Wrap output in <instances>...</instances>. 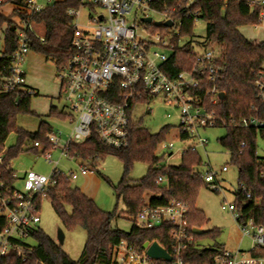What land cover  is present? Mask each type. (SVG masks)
<instances>
[{
	"label": "built area",
	"instance_id": "obj_1",
	"mask_svg": "<svg viewBox=\"0 0 264 264\" xmlns=\"http://www.w3.org/2000/svg\"><path fill=\"white\" fill-rule=\"evenodd\" d=\"M3 1L0 0V5ZM55 1L61 0H12V13L18 18L16 48L7 61L0 63V93L21 91L31 94L25 87L23 63L31 49L32 36L43 42L41 35L33 29L31 17L40 13ZM225 3L228 0H223ZM250 10L258 11L259 22L264 17V0H238ZM197 0H78L77 7H70L66 15L70 18L71 53L64 65L57 70L61 96L73 113L72 126L67 137L60 131L46 134V145L35 141L32 146L43 149L44 158L53 163L49 175L32 171L24 173L23 190L5 188L0 191V261L13 254L24 262L31 250L28 239L39 222V208L36 196L45 198V191L55 184L53 176L63 173L57 169L58 161L52 162L51 150L60 149V156L74 159L68 155L71 143L82 142L91 133L111 149L128 146V130L131 114L137 103L149 99H159L164 104L178 110L177 135L182 142H189L181 148L204 149L207 140L199 133L200 129L215 126L216 116L208 107L216 104L223 93L218 88L222 78L223 66L220 48L215 42L206 39L197 42L193 33L183 34L185 17L194 24L199 20V11L193 6ZM84 5L99 7L103 13L89 16L87 25L77 21ZM139 16L138 21L128 22L127 15ZM154 15L157 17L154 18ZM150 17V22L142 21ZM160 25H155V22ZM171 21L170 26L164 25ZM193 26L191 30L193 29ZM255 25L254 27H256ZM3 32L6 24H3ZM167 29H171L167 31ZM189 44L193 59L188 67L170 74L167 61L175 46ZM3 47L0 48V58ZM258 98L264 102V75L254 80ZM220 93L222 96L220 97ZM166 117H170L169 114ZM264 120L258 117H242L238 125L244 128H258ZM162 144L163 154L171 155L172 143ZM158 145V146H159ZM3 151L0 152V163ZM88 161L91 160H81ZM82 162V163H83ZM79 164L78 172L68 171L64 175L69 181L79 176L93 174V170ZM221 171H226L222 167ZM217 173L209 169L201 171V178L214 191L221 187ZM15 176V175H14ZM159 185L168 186V177L159 176ZM238 190L246 199L250 192L241 184ZM221 208L231 213L239 226L242 237L249 240V246L242 249L222 248L216 252L211 264H264V229L252 219L239 221L240 215L232 203H222ZM188 206L185 202L171 199L164 205H150L149 202L135 215V224L144 229L172 225L168 232L171 246L166 250L170 262L150 258L144 248L136 249L126 240L112 246L109 264H189L184 261L185 251L195 247L196 234L188 229ZM151 243V242H148ZM40 264H43L40 262Z\"/></svg>",
	"mask_w": 264,
	"mask_h": 264
},
{
	"label": "trees",
	"instance_id": "obj_2",
	"mask_svg": "<svg viewBox=\"0 0 264 264\" xmlns=\"http://www.w3.org/2000/svg\"><path fill=\"white\" fill-rule=\"evenodd\" d=\"M6 2L12 0L3 1ZM77 5L78 0L55 1L31 17L32 25L42 27L41 36L44 39L41 42L32 36L31 49L51 60L57 70L66 63L71 53L70 18L66 11ZM193 9L198 10L199 19L207 23L206 39L215 42L221 50L220 63L223 71L218 88L223 97L208 107L215 113V126L225 127V134L218 141L227 150L230 163L237 167L238 187L243 184L251 194V198L246 199L237 187L233 204L240 215L239 221L252 219L264 229V157L257 155L258 139L264 143V124L258 128H244L238 125L242 117H258L264 120V102L258 98L254 85L255 78L259 74L264 75V41L247 39L239 30L241 26L258 25V11L250 10L238 0H228L226 3L223 0H197ZM4 23L6 29L3 32V54L0 63L7 61L8 56L15 50L17 39V25L11 21L10 16L0 13V26ZM185 23L183 34L191 35V18L185 17ZM192 59L193 50L189 44L175 46L167 61L168 73L172 75L188 67ZM31 95L32 93L21 91L0 93V152L3 151L0 163V191L5 188L13 189L15 174L9 167L10 161L23 151H36L32 146L35 141L46 145V134L52 132L45 122H41L35 132L16 126L17 115L30 112ZM49 115L71 122L73 120L71 114L59 111L54 106L50 107ZM168 130L169 126L166 125L152 134L131 122L126 148L111 149L105 146L95 133H91L82 142L71 143L67 148L70 157L89 159L93 164L106 154H112L121 161L123 175L115 186V193L117 199H122L126 214L133 220L128 232L112 228L111 222L116 218L115 211L100 210L79 188L71 187L64 173H59L53 176L55 184L46 189L45 199L50 200L64 228L84 229L86 239L80 257L77 260L70 259L59 245L36 228L31 234L36 244H31L27 260L21 262L10 254L1 260L0 264H109L112 246L120 240H126L138 250L142 249L144 242L156 241L169 250L171 241L168 232L171 224L164 223L150 229L140 228L135 224V215L146 202L150 205H164L171 199L183 201L188 206V229H200L207 222L203 211L196 207L198 191L206 184L200 176L203 162L197 150L187 149L181 154L179 165H166L164 154L157 155L156 148L165 139ZM11 132L16 134V142L5 148L4 143ZM135 161L145 162L148 168L141 178L131 182L128 174ZM164 175L168 177L167 187L156 182L159 176ZM146 194H151L148 201L145 200ZM42 200L40 196H36L39 209ZM67 207H70V212ZM2 225L3 222L0 221V230ZM218 233L217 228H212L201 235L214 237ZM222 248L196 245L185 251L183 258L189 264H211L214 254Z\"/></svg>",
	"mask_w": 264,
	"mask_h": 264
},
{
	"label": "rangeland",
	"instance_id": "obj_3",
	"mask_svg": "<svg viewBox=\"0 0 264 264\" xmlns=\"http://www.w3.org/2000/svg\"><path fill=\"white\" fill-rule=\"evenodd\" d=\"M13 6L10 2L0 5V13L5 16H10L14 22L18 23V18L12 13ZM78 22L80 25H87L89 16H97L103 13L99 7L84 5L80 9ZM157 16L154 15V18ZM128 22L138 21L139 16L130 14L126 16ZM207 23L199 19L193 26V39L197 42L206 41ZM0 26V48L2 46V30ZM33 29L38 35L42 33L40 25H33ZM171 29H167V31ZM240 32L250 40L264 41V17L256 27L253 25H245L239 27ZM39 54L35 51H32ZM221 52V50H220ZM44 65L34 66L33 72L35 76V88L30 97L29 113H19L15 119L17 127L29 132L37 131L41 122L47 123L51 127V131L56 133L60 131L62 137L65 138L70 133L72 122L68 119L49 115L51 106L56 107L59 111H64L73 114L65 104L60 90V83L57 79V69L51 60L45 61ZM264 68V63H263ZM169 114L170 117H166ZM132 121L150 133H157L166 125L169 130L165 135L164 143H172L174 149L171 155H164V163L166 165L177 166L181 162V148L189 142H182L177 135L178 125V110L173 106L164 104L159 99H149L141 103H137L131 114ZM199 133L206 138L207 143L203 148L198 147L197 152L202 159L203 165L201 170L207 169L216 172V178L221 187L220 192L214 191L209 185L205 184L200 187L197 198L196 207L203 211L207 222L200 228L203 232L212 228H217L219 233L210 237L201 235L196 239V244L201 247H220L226 249L246 248L249 246V240L242 237L239 231V226L233 219L231 213L221 208L222 203H232L234 200V191L238 187L237 167L230 163L229 154L218 141L224 136L225 127L211 126L200 129ZM16 134L11 132L4 147L15 144ZM162 144L157 146L156 154L161 155L165 151L162 150ZM60 149L51 150L52 162L58 161L57 169L63 173L68 171L78 172V166L83 161L79 159H69L60 156ZM257 155L264 157V143L261 139L257 141ZM83 165L91 168L93 174L79 176L75 180L70 181L71 187L79 188L86 196L91 198L96 206L104 212H116V218L111 222L112 228H117L123 232H128L133 224V220L126 214V207L122 199H117L115 186L118 184L123 175V164L112 154H106L100 158L95 164L84 161ZM11 169L14 171L15 178L13 187L16 190H23V180L20 177L28 171L49 175L53 169V163L48 162L41 153V149L36 151L29 150L19 153L10 161ZM226 167V171L222 172L221 168ZM148 168L145 162L135 161L129 171L128 178L131 182L141 178ZM151 194L145 195V200L148 201ZM70 212V207L66 208ZM39 222L36 228L42 230L52 241L60 246L61 250L67 254L72 260H77L82 252L86 233L81 227H75L72 230H67L60 223L55 211L52 208L49 199L43 198L39 209ZM61 229L64 235L62 243L57 241V230ZM28 242L32 245L36 244L33 238H29Z\"/></svg>",
	"mask_w": 264,
	"mask_h": 264
},
{
	"label": "water",
	"instance_id": "obj_4",
	"mask_svg": "<svg viewBox=\"0 0 264 264\" xmlns=\"http://www.w3.org/2000/svg\"><path fill=\"white\" fill-rule=\"evenodd\" d=\"M151 18L150 17H145L142 19V21L144 22H150ZM155 25H160V23L157 21L155 22ZM164 25L166 26H170L171 25V21H167L164 23ZM222 96V94L220 93V97ZM194 232L198 235H201L203 233L202 230L200 229H194ZM57 241L59 243H62L64 235L61 229L57 230V235H56ZM142 248L145 249L146 254L154 259V260H158V259H162L166 262H170L171 261V257L170 255L167 253V251L162 248L156 241H152L151 243H148L147 241L143 243ZM175 264V263H173Z\"/></svg>",
	"mask_w": 264,
	"mask_h": 264
},
{
	"label": "crops",
	"instance_id": "obj_5",
	"mask_svg": "<svg viewBox=\"0 0 264 264\" xmlns=\"http://www.w3.org/2000/svg\"><path fill=\"white\" fill-rule=\"evenodd\" d=\"M2 42H3V39H2ZM2 45H3V43H2ZM32 51L33 50H30L28 52V54L25 57L24 63H23V71H24V78H25L24 85L31 92H33V91L35 92L37 90H36L35 86H33V85H35V76H34V72H33V67L37 66V65L41 66V64L44 65L46 63L45 62L46 58L42 54H36ZM9 167L11 168L10 164H9ZM23 176H24V174L20 177V179L23 180Z\"/></svg>",
	"mask_w": 264,
	"mask_h": 264
}]
</instances>
